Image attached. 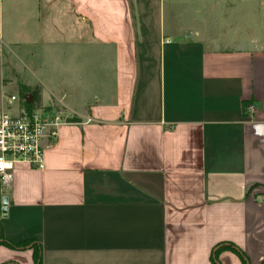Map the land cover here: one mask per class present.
I'll return each mask as SVG.
<instances>
[{
  "label": "crops",
  "instance_id": "crops-1",
  "mask_svg": "<svg viewBox=\"0 0 264 264\" xmlns=\"http://www.w3.org/2000/svg\"><path fill=\"white\" fill-rule=\"evenodd\" d=\"M14 76L75 118L0 184V264H263L264 0H0V110Z\"/></svg>",
  "mask_w": 264,
  "mask_h": 264
},
{
  "label": "built area",
  "instance_id": "built-area-1",
  "mask_svg": "<svg viewBox=\"0 0 264 264\" xmlns=\"http://www.w3.org/2000/svg\"><path fill=\"white\" fill-rule=\"evenodd\" d=\"M4 97L7 107L0 110V184L7 186L17 164L43 167L45 147L57 138L59 126L73 121L75 115L60 103L33 101L29 94L19 97L7 93ZM20 98L22 106L13 108ZM247 109L251 112L253 105ZM48 139L51 141L46 142Z\"/></svg>",
  "mask_w": 264,
  "mask_h": 264
},
{
  "label": "trees",
  "instance_id": "trees-1",
  "mask_svg": "<svg viewBox=\"0 0 264 264\" xmlns=\"http://www.w3.org/2000/svg\"><path fill=\"white\" fill-rule=\"evenodd\" d=\"M22 88L30 91L29 95L31 96V99L33 101H37V102L39 101V91L36 87L30 88L29 86L23 85ZM27 103H29V102H27ZM12 245L20 247L24 244L17 243V244H12ZM223 248H230V249L234 250L240 256L243 264H248L247 257L245 256L243 251H241L239 248H237L236 246H234L231 243L218 244L217 246L214 247L213 251L211 252L212 264H220L219 259H218V253ZM34 259H35V264H41L40 249L38 247L35 248V250H34ZM3 264H16V263L11 262V263H3ZM263 264H264V262H263Z\"/></svg>",
  "mask_w": 264,
  "mask_h": 264
},
{
  "label": "rangeland",
  "instance_id": "rangeland-1",
  "mask_svg": "<svg viewBox=\"0 0 264 264\" xmlns=\"http://www.w3.org/2000/svg\"><path fill=\"white\" fill-rule=\"evenodd\" d=\"M19 77L18 76H14L13 80L12 81H8V83H6V86L4 88V92L5 94H16L18 95L19 97L23 96V95H26V94H29L30 91L29 90H26L24 88H22L19 84ZM31 88V87H30ZM33 88V87H32ZM6 102V101H5ZM39 102V101H38ZM17 106H22V101H21V98H20V101L19 102H16L13 106V108L17 107ZM13 111V110H12Z\"/></svg>",
  "mask_w": 264,
  "mask_h": 264
}]
</instances>
